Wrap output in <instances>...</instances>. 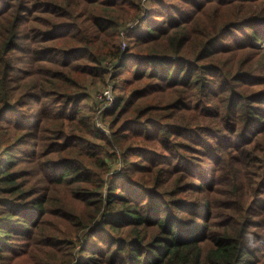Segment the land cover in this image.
<instances>
[{"label":"rangeland","instance_id":"obj_1","mask_svg":"<svg viewBox=\"0 0 264 264\" xmlns=\"http://www.w3.org/2000/svg\"><path fill=\"white\" fill-rule=\"evenodd\" d=\"M63 1L0 0V11L20 6L19 36L5 62L8 23L0 20V89L14 88L12 102L21 106L4 111L0 94V166L12 161L26 200L44 204L46 226L56 230L48 229L46 250L79 264L84 238L102 218L91 200L109 213L121 194L143 214L170 200L204 208L212 231L237 219L238 228L248 225L254 264H264V0L50 6ZM105 20L114 28L97 32ZM145 58L189 69L192 79L145 76ZM258 95L260 122L241 121L234 133V100ZM130 231L106 230L103 240ZM92 240L86 248L102 246ZM25 247L10 241L6 252Z\"/></svg>","mask_w":264,"mask_h":264},{"label":"trees","instance_id":"obj_2","mask_svg":"<svg viewBox=\"0 0 264 264\" xmlns=\"http://www.w3.org/2000/svg\"><path fill=\"white\" fill-rule=\"evenodd\" d=\"M50 6L52 8L60 6L68 10L73 9L75 4L68 0L60 5L50 2ZM5 8L0 11V20L8 23L4 34H1V40L4 42L3 62L6 61L4 57L12 51L9 47L10 42L19 36L16 12L20 6L16 4L4 10ZM105 21L108 22V26L106 22L100 25L94 22V25H98L97 28L100 29L97 32L103 33L108 28H114L111 20ZM147 34L154 35V32L148 31ZM259 40L260 37L257 41ZM35 53L39 54L38 51ZM145 62L148 66L145 76L158 79L165 84L175 83L178 78L184 79L186 76L192 79L193 76L189 69L183 67L180 70L177 64L175 67L174 63L170 66L166 60L153 61L145 58ZM195 81L200 80L197 78ZM199 85L204 84L199 82ZM0 94L4 111L21 107L14 106L18 101L12 102L15 89L9 87V84H2ZM259 99L262 98L258 95L255 100L247 102L244 99L234 100L232 109L234 133L237 132L241 121L245 125L260 122L258 109L253 106V103L262 101ZM11 163L12 161L8 159L5 166H0V264H75L71 256L61 254L57 248L46 250L44 240L50 237L47 233L51 228L46 226L45 206L37 198L26 200L30 197L27 196L29 194L18 187L14 175L9 172ZM247 197L248 193L244 192L242 198L247 199ZM117 198L118 201L112 199L113 206L110 205L109 213H105V208L99 207L100 200H91L96 205L95 218L99 215L102 218L99 223L100 228L88 230V233L92 234L86 236L83 242L86 243L93 237L92 243L98 241L102 246L86 248L84 243L81 256L85 253L87 256H82L79 264H254L249 248L251 241L248 236L243 235L248 225L238 228L237 219L229 225L221 226L217 231H212L203 223L206 210L204 208L191 210L181 202L182 200L164 202L161 208L153 203L146 210V214H143L121 194H118ZM33 213L36 218L31 221ZM182 215H189L190 218H183ZM127 227L131 228L127 238L103 240L107 235L106 230L112 235ZM93 233L104 234L99 238ZM17 240L26 242L25 249L22 252L11 250L7 253V244ZM59 255L61 260L58 258ZM50 256L54 257L52 262L48 261Z\"/></svg>","mask_w":264,"mask_h":264}]
</instances>
